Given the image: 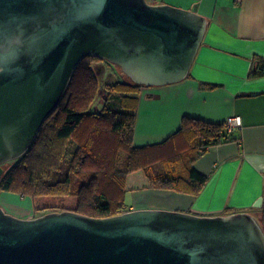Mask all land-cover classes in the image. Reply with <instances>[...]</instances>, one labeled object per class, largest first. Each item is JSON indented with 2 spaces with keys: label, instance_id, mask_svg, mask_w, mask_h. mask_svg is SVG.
Masks as SVG:
<instances>
[{
  "label": "water",
  "instance_id": "water-1",
  "mask_svg": "<svg viewBox=\"0 0 264 264\" xmlns=\"http://www.w3.org/2000/svg\"><path fill=\"white\" fill-rule=\"evenodd\" d=\"M206 29L200 13L148 0H0V180L85 57L118 65L140 85L172 84L189 75ZM0 264H264V229L249 212L22 218L0 205Z\"/></svg>",
  "mask_w": 264,
  "mask_h": 264
},
{
  "label": "crops",
  "instance_id": "crops-1",
  "mask_svg": "<svg viewBox=\"0 0 264 264\" xmlns=\"http://www.w3.org/2000/svg\"><path fill=\"white\" fill-rule=\"evenodd\" d=\"M148 1L196 11L206 18L207 29L185 79L141 88L134 146L149 158L165 156L166 164L175 161L183 169V156L190 157L193 150L179 133L184 118L226 123L230 116H239L242 126L232 131L240 139L211 146L194 161V168L208 176L199 194L152 187L148 173H155V167L130 173L128 188L151 190L147 196L152 198L168 193L167 208L172 210L208 216L249 212L264 229V75H250L254 61L264 60V0ZM260 198L262 205L255 206ZM0 204L7 206L1 195ZM139 205L128 210L144 208Z\"/></svg>",
  "mask_w": 264,
  "mask_h": 264
},
{
  "label": "trees",
  "instance_id": "trees-1",
  "mask_svg": "<svg viewBox=\"0 0 264 264\" xmlns=\"http://www.w3.org/2000/svg\"><path fill=\"white\" fill-rule=\"evenodd\" d=\"M102 61L114 65L97 56L80 62L62 101L31 148L5 165L0 192L29 196L41 215L69 210L106 217L128 211L124 202L127 176L156 168L146 169L156 159L134 146L138 94L144 85L124 74L123 79L106 84L103 104L98 106L102 83L96 67ZM250 75H264V60L254 61ZM179 133L193 148L190 157L182 158L185 167L164 161L161 173L154 168L156 172L148 177L154 188L199 194L208 176L194 168V161L209 147L240 138L225 122L193 117L184 118Z\"/></svg>",
  "mask_w": 264,
  "mask_h": 264
},
{
  "label": "rangeland",
  "instance_id": "rangeland-1",
  "mask_svg": "<svg viewBox=\"0 0 264 264\" xmlns=\"http://www.w3.org/2000/svg\"><path fill=\"white\" fill-rule=\"evenodd\" d=\"M115 65V64H114ZM112 64H109L106 61H102L99 63V65H97V72L99 74V78L101 80L102 86H101V91H100V96L98 98V106H102L103 101H104V95L106 94V84L108 82H113L116 79H123L124 73L119 69L118 66H114ZM70 157V156H69ZM165 156H160V158L158 160H156L155 162H152L151 164H148V166L146 167V169H149L151 166H156L155 169H158L159 173H161V171L163 170L162 168V164L165 161ZM8 163L4 164L7 165ZM160 165V166H159ZM130 175V174H129ZM128 175V176H129ZM161 175V174H160ZM127 176V178H128ZM127 178L125 181V196H124V202L126 205V208L130 207V205L135 204L136 206H138L141 203V205L144 208H150V209H169L172 210L170 208H167V206L169 205V195L168 193H163L162 195H160V197H148L147 193L151 192V190H144L142 188H134V189H129L128 187V183H127ZM152 186V185H151ZM3 194L5 192L8 191H2ZM2 192H0L1 195V200L5 201V203L7 204V208L3 207L1 204V206L9 213H12L18 217H22V218H33L36 216L41 215L40 213L38 214L35 210L33 212V203L32 200L29 196L24 197L23 195L18 194L20 197H22V199L19 201L20 197L18 196V199H9L8 198H3V194H1ZM17 194V193H16ZM135 195V202L133 201ZM140 197L139 201L137 200ZM144 201V202H143ZM32 203V204H31ZM143 208V209H144ZM12 211V212H11ZM18 214V215H17Z\"/></svg>",
  "mask_w": 264,
  "mask_h": 264
},
{
  "label": "built area",
  "instance_id": "built-area-1",
  "mask_svg": "<svg viewBox=\"0 0 264 264\" xmlns=\"http://www.w3.org/2000/svg\"><path fill=\"white\" fill-rule=\"evenodd\" d=\"M226 125L229 131H233L242 126V120L239 116H230L226 121Z\"/></svg>",
  "mask_w": 264,
  "mask_h": 264
}]
</instances>
